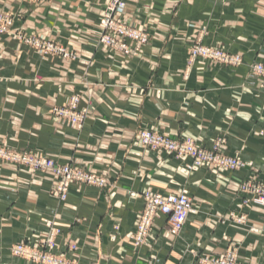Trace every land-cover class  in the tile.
<instances>
[{"label": "crops", "instance_id": "1", "mask_svg": "<svg viewBox=\"0 0 264 264\" xmlns=\"http://www.w3.org/2000/svg\"><path fill=\"white\" fill-rule=\"evenodd\" d=\"M105 1L0 0V12L18 18V32L44 35L75 52L74 60L41 58L0 37V140L85 171L119 172L110 177V190L77 186L80 192L61 203L46 193L49 173L30 175L0 163V264H29L14 258L11 247L47 236L46 221L61 230L63 252L77 245L83 264H200V256H220L233 246L240 247L241 263L264 264V208L242 205L229 172H190L186 162L135 144L143 127L206 148L226 136L230 153L246 164L239 177L264 181V89L246 82V65L231 72L197 61L185 71L198 38L246 62L264 60V0H126L123 21L150 33L138 57L96 46ZM77 91L85 94L81 107L90 108L81 132L53 114ZM144 190H187L197 213L179 234L167 231L160 216L154 236L136 251L130 242L142 201L129 194Z\"/></svg>", "mask_w": 264, "mask_h": 264}, {"label": "rangeland", "instance_id": "2", "mask_svg": "<svg viewBox=\"0 0 264 264\" xmlns=\"http://www.w3.org/2000/svg\"><path fill=\"white\" fill-rule=\"evenodd\" d=\"M25 1L27 4L30 5L31 4L40 5L43 2V0H25ZM109 1L110 0L105 1L104 10L101 13L96 46L98 48L110 49L112 51L124 55L125 57H138L139 55L144 53V48L145 46L148 45L150 41V33L148 27L147 26L136 27L123 21V16L126 12V7H127L126 0H124L125 9L123 13L114 14L116 23L126 26L127 28H129L130 32L132 31L143 35L145 41H143L140 38L139 39L135 38L134 36H132L131 33L121 34L116 30L103 29L101 21L106 15V8L109 4ZM17 21L18 18L14 14H11L9 12H0V37L10 36L14 38L19 45L23 44L25 47H28L30 50H33L34 52L39 54L41 58H45V57L47 58L48 56H54V57L56 56L58 58H62V60L75 59V55H74L75 52L67 50L57 42L44 40L45 38L44 35L31 34L28 36L26 34L18 32L16 30ZM105 38H110L114 40L115 45L107 43L105 41ZM202 41H203L202 38H198L192 44L190 48V56L185 67L186 72L192 69L197 61H200L203 64H212V63L219 64L220 66L227 68L231 72H235L242 66L246 65L249 70L248 75L245 77L246 82L252 86L254 84L256 85L258 84L259 89H264V60L255 59L253 61L246 62L244 60L243 55L241 54L235 53L234 51L228 50L223 47L215 48L212 46H208L206 44H203ZM123 46H125V48H123ZM206 52H209L210 54H206ZM83 95L85 94L78 91L76 93H72L67 99V102L63 106L57 107L53 110L54 117L58 121L61 120L65 122L68 126L79 132L84 130L86 121L90 113L89 107H85V108L81 107V101ZM91 95H93V91L87 90V96L90 97ZM75 98L78 100V103L76 109L71 110L73 108L72 102L73 99ZM60 110L69 111V112L73 111L74 114L84 113V120L78 121L77 124L75 125L72 123L70 124L65 119L59 116L57 111L59 112ZM145 133L149 134L148 142L144 140ZM167 142H169V144H166ZM135 144H137L144 152L154 153L156 155H166L172 160H176L179 162H186V167L190 172H194L198 170H206L210 168H216L217 170L227 171L232 175V179L239 184L240 187L239 191L242 194V205L264 208V205L260 203L261 200H264V181H260V179L256 176L255 177L249 176L247 178L239 177V173L246 168V164L239 156L232 155V153H230L229 138L226 136H223L215 140L212 143L211 148H206L205 146L196 143L194 140L191 139L175 140L168 136L159 134L158 132L152 129L143 127L140 128L135 135ZM171 146H173L176 149H172ZM16 154L27 156L33 160L36 158L50 160L53 161L54 164H56V166L59 167L68 166L74 169H78L84 173L96 176L97 178H99L104 182V184L101 186L95 184L89 185L85 183L74 182L71 184V189L68 194V197L73 191L80 192V190L74 189L77 186L93 188L100 191H108L110 190L111 187H113V184L109 182L110 177L111 176L116 178L119 177V172L116 169H113V167H109L104 174H98L92 171H85L84 169L73 166L71 164L57 163L56 161H54L51 158H48L47 156L38 155L30 150H24V151L16 150L10 147V145H7L5 142L0 140V163H6L14 167H17L19 169H23L30 175L49 173L51 182L49 187L46 189L47 190L46 193L61 203H65L68 197L66 200H61L59 198H56L51 193V189L53 188V184L55 183L56 178L54 179L53 175L50 172H46V171H42L41 169L34 168L35 166L32 167L30 164L21 165L19 162L14 161L11 156ZM185 193L188 195L189 199L191 200L193 211L187 217V219L184 220L183 226L180 229H177V227L173 226L174 220L171 216H164L159 214L155 216V218L153 219L152 225L147 231L146 235L139 237V230L137 226L140 221V216L144 211V201L146 195L148 194L149 195H157V194L181 195ZM129 195L133 197H137L139 200L142 201L141 209L139 211L137 223L135 226V233L130 242V245L136 251H139L142 248H144L148 243V241L152 238V236H154L155 221L160 216L166 218L167 231H170L174 234H179L185 231L188 219L191 216L196 215L197 213V209L194 205V200L187 190H182L171 194H161L150 190H144L142 192L133 193ZM232 219L238 225H244L246 223L245 216L243 217L233 216ZM75 222L76 224L80 223V221L77 220ZM45 223L50 227V232L49 234H47V236L40 238L36 244H31V243L15 244L14 246L11 247V255L14 258L23 260L29 264H83L82 260L76 255L78 250L77 245H70L69 248L66 250V252H63L60 245L58 244V239L61 235V230L56 227L54 228L52 222L46 221ZM113 230L114 231L111 236V239L116 241L119 228L114 226ZM18 246H23L24 248H33L35 255L31 257V259L26 255H16L14 249ZM239 248L240 247L238 246H233L232 248L229 247L227 251L220 256L202 255L198 258V261L200 262V264H219L218 262H222V261L226 262L227 264H246V263H241L239 260L240 257ZM43 258L51 259V262L48 260H43Z\"/></svg>", "mask_w": 264, "mask_h": 264}, {"label": "built area", "instance_id": "3", "mask_svg": "<svg viewBox=\"0 0 264 264\" xmlns=\"http://www.w3.org/2000/svg\"><path fill=\"white\" fill-rule=\"evenodd\" d=\"M125 9V1L124 0H110L109 4L106 8V15L101 21L103 29L116 30L121 34L131 33L135 38H140L145 41L143 35L138 34L136 32H130L129 28L122 24H117L114 18V14H121ZM105 41L109 44H114L115 41L110 38H105ZM125 48V46H123ZM130 52V51H129ZM206 54H210L206 52ZM73 108L71 105V110H75L78 100L73 99ZM60 117L65 119L68 123L77 124L78 121L84 120V113L74 114L73 111H57ZM149 134H144V140L148 142ZM166 144H169L167 142ZM171 144V143H170ZM172 149H176L171 146ZM14 161L19 162L21 165L30 164L34 168L41 169L42 171L50 172L55 180L53 184V188L51 189V193L61 200H66L68 194L71 189L72 183H85V184H95V185H103L104 182L93 176L91 174H87L82 172L81 170L74 169L71 167H59L54 164L53 161L45 160L42 158L30 159L27 156L22 155H12L11 156ZM35 162V163H34ZM260 203L264 205V200H261ZM193 211V206L191 200L188 195H146L144 201V211L140 216V221L138 223L139 237L145 236L147 231L152 225L153 219L155 216L161 214L164 216H171L174 220L173 226L180 229L183 226L184 220L191 214ZM16 255H26L30 259L35 255L33 248H24L23 246H18L14 249ZM43 260H48L51 262V259L43 258ZM56 262V261H54ZM219 264H227L226 262H218Z\"/></svg>", "mask_w": 264, "mask_h": 264}, {"label": "bare ground", "instance_id": "4", "mask_svg": "<svg viewBox=\"0 0 264 264\" xmlns=\"http://www.w3.org/2000/svg\"><path fill=\"white\" fill-rule=\"evenodd\" d=\"M96 32V31H95Z\"/></svg>", "mask_w": 264, "mask_h": 264}]
</instances>
